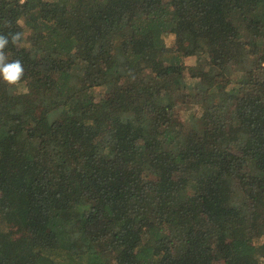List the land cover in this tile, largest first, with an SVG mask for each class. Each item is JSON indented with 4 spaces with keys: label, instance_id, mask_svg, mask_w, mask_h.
<instances>
[{
    "label": "trees",
    "instance_id": "16d2710c",
    "mask_svg": "<svg viewBox=\"0 0 264 264\" xmlns=\"http://www.w3.org/2000/svg\"><path fill=\"white\" fill-rule=\"evenodd\" d=\"M0 35V264H264V0H0Z\"/></svg>",
    "mask_w": 264,
    "mask_h": 264
},
{
    "label": "clouds",
    "instance_id": "9594fccd",
    "mask_svg": "<svg viewBox=\"0 0 264 264\" xmlns=\"http://www.w3.org/2000/svg\"><path fill=\"white\" fill-rule=\"evenodd\" d=\"M20 33L12 35V42L16 43L20 39ZM8 44V38L0 35V77L9 85L17 84L23 76L24 69L21 61L6 62V56L3 49Z\"/></svg>",
    "mask_w": 264,
    "mask_h": 264
},
{
    "label": "rangeland",
    "instance_id": "374dc122",
    "mask_svg": "<svg viewBox=\"0 0 264 264\" xmlns=\"http://www.w3.org/2000/svg\"><path fill=\"white\" fill-rule=\"evenodd\" d=\"M166 41L167 43L171 44L174 41V36L171 34H166ZM191 63H194V60L190 61ZM37 107V113L40 115H43L45 113V104H43V102H39L36 105Z\"/></svg>",
    "mask_w": 264,
    "mask_h": 264
}]
</instances>
